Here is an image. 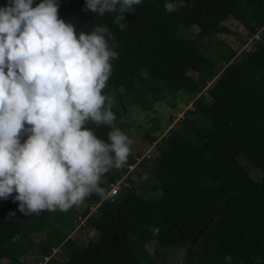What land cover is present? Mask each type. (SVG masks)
<instances>
[{
	"label": "trees",
	"instance_id": "1",
	"mask_svg": "<svg viewBox=\"0 0 264 264\" xmlns=\"http://www.w3.org/2000/svg\"><path fill=\"white\" fill-rule=\"evenodd\" d=\"M165 2L143 0L134 12L124 13L121 23L127 27L120 30L115 13L101 17L85 11L86 0H57L59 17L78 32L107 26L114 35L119 58L112 61L103 93L118 92L112 111L121 130L122 105L152 111L168 93L194 99L160 140L145 134L154 143V165L141 160L136 167L148 171L146 177L136 168L127 172L135 161L129 157L100 185L107 191L127 173L128 187L111 198L86 199L99 203L75 217H85L96 238L70 236L74 208L25 215L11 197L0 199V260L19 261L15 251L23 248L22 254L49 256L47 264H162L166 250L184 243L172 224L154 225L176 222L191 238L217 208L189 264H264V0H184L174 13L165 10ZM7 3L0 0V6ZM215 6L235 18L247 36L258 34L257 45L237 52L218 38L202 20ZM193 28L194 36L185 35ZM87 126L107 141L109 127ZM26 139L25 134L21 142ZM244 160L257 168L258 179Z\"/></svg>",
	"mask_w": 264,
	"mask_h": 264
},
{
	"label": "clouds",
	"instance_id": "2",
	"mask_svg": "<svg viewBox=\"0 0 264 264\" xmlns=\"http://www.w3.org/2000/svg\"><path fill=\"white\" fill-rule=\"evenodd\" d=\"M142 2L86 0L85 11L115 13L124 30V13ZM184 6L164 5L169 13ZM58 9L57 0L0 6V199L11 197L25 215L67 212L104 195L102 177L133 152V140L114 123L113 97L103 93L119 58L113 33L107 26L78 32ZM90 123L111 129L107 141Z\"/></svg>",
	"mask_w": 264,
	"mask_h": 264
},
{
	"label": "rangeland",
	"instance_id": "3",
	"mask_svg": "<svg viewBox=\"0 0 264 264\" xmlns=\"http://www.w3.org/2000/svg\"><path fill=\"white\" fill-rule=\"evenodd\" d=\"M203 22L208 26L213 27L216 30V36L224 40L227 44L240 52L243 49H251L257 45L255 36H247L245 28L228 13L224 12L220 6H215L210 9L207 13L202 16ZM196 29L193 28L186 32L187 36H194ZM210 50L214 51L216 43L210 45ZM211 83L208 82L207 86ZM207 86L204 88L206 90ZM113 97L114 102H119L118 92L105 93ZM175 96L172 94H166L163 100H159L155 103L152 111H145L138 106H124L122 105V120L124 122V131L133 140V152L130 157L135 160V167L137 172H141L140 177L144 178L147 176L148 171H142L140 167L136 165L141 161L145 160L146 165L151 168L154 165V143L149 142L145 134L150 132L156 137V141L160 140L161 137L166 134L169 128L174 127L180 120L183 113L192 106L193 96L188 95L184 92H177ZM156 126L160 129L154 131ZM155 142V141H154ZM149 155V157H148ZM248 167L249 174L258 179L260 174L257 168L244 160ZM105 178L102 177L101 181ZM99 202L90 203L84 200L81 204L74 206L73 218L76 219L70 230V236L75 239L84 238H96L97 230L84 225L85 217L75 215H82L84 212L94 211ZM88 214V213H87ZM78 220V221H77ZM38 240V239H36ZM145 248L148 252L154 251V246L151 243H147ZM55 250V251H54ZM58 253V248L52 250ZM23 248L19 249L15 254L18 256L19 261L13 263L7 258L0 260V264H47L49 256H45L41 259L37 254L29 255L28 253L22 254ZM185 249L184 247L170 248L166 250V255L161 258L162 264H189L184 262Z\"/></svg>",
	"mask_w": 264,
	"mask_h": 264
},
{
	"label": "water",
	"instance_id": "4",
	"mask_svg": "<svg viewBox=\"0 0 264 264\" xmlns=\"http://www.w3.org/2000/svg\"><path fill=\"white\" fill-rule=\"evenodd\" d=\"M88 202L94 203L92 201H88ZM216 217H217V208L214 210L212 216L200 226V228L197 230L196 234L193 237H191V238H186L184 236V234L180 230L179 225L176 222L162 221V222H159L158 224H155L154 227L156 228L161 223H170V224H172L176 228V230L178 231V233L181 235V237L183 239L184 249H185L184 262L190 263V261L194 257V247H195L196 243L199 241L202 233L216 219Z\"/></svg>",
	"mask_w": 264,
	"mask_h": 264
},
{
	"label": "built area",
	"instance_id": "5",
	"mask_svg": "<svg viewBox=\"0 0 264 264\" xmlns=\"http://www.w3.org/2000/svg\"><path fill=\"white\" fill-rule=\"evenodd\" d=\"M255 38L259 39V35L255 34ZM190 108H192V106ZM148 157H149V155H148ZM134 163H135V161H134ZM134 163L128 165V171L127 172L134 169V167H135ZM126 175H127V173L122 178H119V179L115 180L114 182H111L109 184V189L107 191H105L104 195H102L101 197L102 198H111L114 195H116L122 188L128 187L129 182L125 179ZM84 225H86L85 221H84ZM45 258H46V256H45Z\"/></svg>",
	"mask_w": 264,
	"mask_h": 264
}]
</instances>
